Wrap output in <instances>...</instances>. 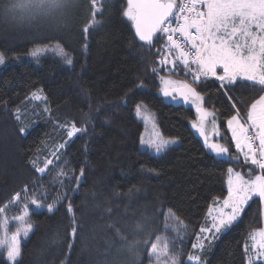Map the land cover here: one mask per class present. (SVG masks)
<instances>
[{"label":"trees","instance_id":"1","mask_svg":"<svg viewBox=\"0 0 264 264\" xmlns=\"http://www.w3.org/2000/svg\"><path fill=\"white\" fill-rule=\"evenodd\" d=\"M4 4L13 9L15 3L0 0V52L11 58L28 54L36 44L58 39L71 51L74 63L68 66L47 54L0 68V206L25 184L33 191V181L55 195L52 182L60 169L69 175L85 170L77 192L63 190L76 218L75 239L70 235L73 214L67 212L69 200H65L52 214L31 215L34 232L22 244L20 264H131L132 256L120 236L143 240L148 232L153 233L152 240L165 237L171 248L182 249L186 264L213 201L227 196V168L245 173L247 166L241 157L237 164L209 152L191 130L194 110L172 105L160 96L157 77L165 75L169 67L156 63V50L163 41L151 51L138 42L121 11L126 0H104L102 15L96 17L99 24L87 34L83 28L91 19L89 0H71L65 13L72 17L66 21L39 16L25 25L17 24L18 19L14 22L19 14L12 15ZM152 67L162 70L154 75ZM141 83L143 87H138ZM249 84L240 81L229 93L244 101L243 106L238 105L242 118L260 94L258 86ZM38 90H42V99L33 100L32 93ZM197 90L204 95V107L216 111L223 135L216 141L225 143L229 154L236 156L223 123L234 114L224 90L211 79L198 83ZM140 102L158 131L178 140L158 156L139 149L143 126L136 120L134 108ZM66 121L86 127L87 132L67 138L64 129L57 127ZM21 126L27 129L24 135L19 133ZM60 143L66 146L58 164L44 175L36 173L32 161L42 166ZM44 203H52L51 196ZM169 210L186 225L179 232L182 245L177 233L163 226ZM263 213V203L254 197L239 222L199 252L203 264H246L245 244L250 232L262 228ZM7 214L19 212L10 206ZM137 222L145 226L139 238ZM141 255L144 257L143 252ZM142 264H149L148 259Z\"/></svg>","mask_w":264,"mask_h":264},{"label":"snow or ice","instance_id":"2","mask_svg":"<svg viewBox=\"0 0 264 264\" xmlns=\"http://www.w3.org/2000/svg\"><path fill=\"white\" fill-rule=\"evenodd\" d=\"M70 4L71 0H17L14 9L8 8L6 4L3 7L6 11L19 13L18 17H14V22L18 19L17 24L25 25L39 16L52 17L66 12ZM89 5L91 19L83 28L85 34L99 24L96 17L102 15L104 0H89ZM121 11L143 46L151 51L157 42L163 41L161 48L156 50L159 57L156 63L170 65L171 68L169 75L157 77L161 85L160 92L164 97L173 100L179 98L184 104L194 107L198 118L192 122V128L202 138L204 147L215 156H227L229 161L237 164L242 156L243 163L247 166L245 173L236 171L233 167L227 168V196L222 204L218 200L213 201V209L208 213L210 223L206 221V225L197 234V241L191 244L193 250L202 253L206 242L215 240L219 234L230 230L239 222L245 206L253 197H258L264 203V0H126V6ZM46 53H52L68 66L74 63L71 51L58 39L54 43L36 44L29 55L38 59ZM11 58L20 57L17 55ZM8 59L6 52H0V66L5 65ZM161 70L151 68L154 75ZM172 70L183 71L186 76L191 77V82L171 79ZM208 79L219 81V87L224 90L234 110V114L223 123L226 131L230 132L236 156L229 154L230 149L225 143L212 139L223 138L218 117L215 110L204 107V95L197 90L198 83ZM240 81L250 82L247 85L250 87L258 86L260 92L258 99H254L248 106L244 118L238 107L243 106L244 101L229 95ZM138 87H143V84ZM41 91L33 92L31 98L41 100ZM44 99L46 102V98ZM145 107L142 102L137 103L134 112L137 117L148 121L151 114L143 110ZM44 110L49 111L48 108ZM15 119L20 121L19 109ZM57 127L64 129L69 139L87 132L86 127H78L75 122L66 121ZM152 128L148 139L141 138L142 146L155 154H162L176 143L174 138H165L157 131L155 123ZM26 131L23 126L19 128L21 135ZM65 146L66 143L58 144L49 153L52 158L45 157L41 162L42 166L37 161H32L35 172L44 175L50 166L58 164L61 150ZM148 171L154 172L155 169ZM84 175V168H80L79 175H69L65 169H60L52 182L53 187L57 188L55 195L46 188L41 190L37 182L33 181V191L30 192L29 185L25 184L9 201L0 206V264H20L22 241L30 238V234L34 232L31 215L43 214L44 210L52 214L65 200H69L67 212L73 214L71 200L63 190L77 192ZM50 196L52 203L45 205L44 201ZM10 206L16 207L19 214L9 217L7 212ZM168 219L173 222L165 223V228L177 233L182 245L183 238L179 236V232L186 225L171 210L167 213L166 220ZM11 225H14V230L10 231ZM117 232L119 234V230ZM136 232H145V226L137 222ZM70 235L73 239L77 235L74 214ZM152 236L153 233L148 232L143 240L134 237L129 239L123 235L120 239L125 242L137 264H142V248L149 264H185L182 249L171 248L170 242L161 236H155L153 242ZM248 238L251 243L245 244L246 264H264V228L253 230ZM71 246L69 244V249ZM186 264H203V257L197 252H190L186 257Z\"/></svg>","mask_w":264,"mask_h":264},{"label":"rangeland","instance_id":"3","mask_svg":"<svg viewBox=\"0 0 264 264\" xmlns=\"http://www.w3.org/2000/svg\"><path fill=\"white\" fill-rule=\"evenodd\" d=\"M111 1H119V0H111ZM14 5H13V9L16 7V5H17V0H14ZM110 3H112V2H110ZM11 6H12V4H11ZM12 13V15H16V14H19V13H15V12H11ZM65 13V12H64ZM54 16H58L59 18H64V20L66 21L67 19H71V17H67V13H65V14H61V13H58V14H56V15H54ZM64 16V17H63ZM162 46V45H161ZM30 53V52H29ZM29 53L28 54H24V55H18L20 58L19 59H12V58H9L8 59V61H7V63L5 64V65H7L8 63H16V62H19L20 60H35L34 58H32L30 55H29ZM47 54H52V53H46V54H43V55H47ZM43 55H41V56H43ZM53 55V54H52ZM14 57V56H13ZM62 60V59H61ZM5 65H3V66H0V68H2V67H4ZM171 68V66L169 65V67H168V69H167V71H166V73H165V75L163 74V76H167V75H169V69ZM183 74L185 75V73L183 72H181V73H179V74H176L175 73V70H172L171 71V79H173V80H187V79H191V77L189 76L188 78H186V77H184L183 76ZM211 80H213V81H215L214 79H211ZM215 82H217L218 84H219V81H215ZM160 87H161V85H160V83H159V81H158V89H159V93H161L160 92ZM166 102H168L169 100L168 99H164ZM190 107L193 109V110H195L194 109V107L193 106H191L190 105ZM145 112H146V110L145 109H143ZM245 117V116H244ZM135 118H136V120L138 121V122H140L141 124H142V126H143V132H142V134H141V136H140V141H141V138L143 137L145 140L146 139H148V137L151 135V133H152V131H153V128H152V125H153V123H155V121H154V119H153V117H152V115H151V119L150 120H148V121H145V120H143L142 118H140V117H137L136 116V114H135ZM197 119V118H196ZM195 119V120H196ZM155 125H156V123H155ZM191 126H192V124H191ZM208 127L210 128L211 127V125L209 124L208 125ZM156 130L158 131V129H157V126H156ZM229 133V135H230V132H228ZM212 139H214V140H216V139H218V137H213ZM176 140V139H175ZM140 141H139V149L141 150V151H144V152H148L149 154H151V155H153V156H158V155H160V154H155L154 153V151H152V150H149L146 146H142L141 145V143H140ZM178 144V140H176V143L175 144H173V145H171L170 147H172V146H176ZM241 159L243 160V158H242V156H241ZM227 185V184H226ZM254 198V197H253ZM223 201V200H222ZM222 201H219V203H221L222 204ZM247 206V205H246ZM245 206V207H246ZM30 208H31V206H30ZM213 209V207H211V209L210 210H212ZM44 211H46V210H44ZM263 211H264V203H263ZM47 212V211H46ZM210 212V211H209ZM8 213V212H7ZM9 217H11L9 214H7ZM166 216H167V213L166 214H164V219H163V226L165 227V223H168V224H171L173 221L171 220V219H168V220H166ZM208 221H209V223H210V219H209V217H208V219H207ZM262 228H264V213H263V220H262ZM11 230H14V225H11L10 226V231ZM32 234V233H31ZM30 234V235H31ZM137 238H139L140 236L137 234ZM154 239H153V242H154V240H155V237H153ZM27 239H25V240H23L22 241V244L26 241ZM197 241V240H196ZM212 241V240H211ZM208 243H210V241L209 242H206L205 243V247L207 246V244ZM248 243H251V241L249 240V242ZM124 249L126 250V246H124ZM192 251L193 252H197V254H199V252L197 251V250H193L192 249ZM141 252H143V259L142 260H144V259H148L147 258V256L145 255V253H144V249L142 248L141 249ZM129 253V252H128ZM130 254V253H129ZM130 256H132L131 254H130ZM131 264H137V262L135 261V259L133 258V256H132V260H131ZM134 262V263H133ZM136 262V263H135Z\"/></svg>","mask_w":264,"mask_h":264},{"label":"water","instance_id":"4","mask_svg":"<svg viewBox=\"0 0 264 264\" xmlns=\"http://www.w3.org/2000/svg\"><path fill=\"white\" fill-rule=\"evenodd\" d=\"M132 29H133V28H132ZM133 32H134V29H133ZM135 37H136V36H135ZM136 38H137V37H136ZM137 40H138V38H137ZM138 42H140V41L138 40ZM140 43H142V42H140ZM160 96L163 97V98H167V99H169V102H170L172 105H175V106H182V107H184V108L190 107L189 104H184L179 98L176 99V100H173V99H171L170 97H164L162 93L160 94ZM194 113L196 114L195 110H194ZM196 118H198V117H197V114H196ZM191 130H192V132L194 133V135H195V136H196V137H197V138L203 143L202 138L199 136V134L196 132V130L192 128V126H191ZM207 150H208V149H207ZM208 151H209V150H208ZM209 152H210V151H209ZM213 154H214V153H213ZM214 155H215V154H214ZM216 157H217V156H216ZM217 158L224 160V159L227 158V156H224V157H217Z\"/></svg>","mask_w":264,"mask_h":264}]
</instances>
